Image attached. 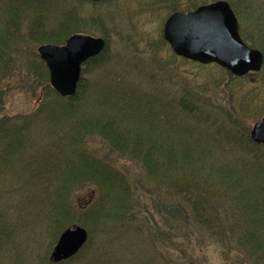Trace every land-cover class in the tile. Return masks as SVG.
I'll list each match as a JSON object with an SVG mask.
<instances>
[{
	"label": "trees",
	"instance_id": "trees-1",
	"mask_svg": "<svg viewBox=\"0 0 264 264\" xmlns=\"http://www.w3.org/2000/svg\"><path fill=\"white\" fill-rule=\"evenodd\" d=\"M86 1L0 0V264H125L121 258L128 264H171L170 259L160 263L144 244L157 251L160 244L172 245V236L136 224L134 186L89 150L91 138L138 163L158 192L184 205L210 237L235 245L250 264H264V145L251 140L238 114L250 113L248 97L231 103L237 117L231 118L209 108L193 84L113 50L107 40L101 53L82 64L91 65L94 78L85 79L82 67L75 93L60 96L35 46L93 32L103 18L85 22L78 13ZM180 1L165 0L170 12L215 0ZM226 1L242 39L264 55V0ZM167 45L160 36L154 47ZM212 64L222 72L216 86L224 85L227 96L232 81L243 83L245 75ZM15 78L38 88L37 105L28 113L7 115L4 105ZM252 90L249 95H259L260 89ZM85 188L96 189L97 196L77 206L74 195ZM74 225L85 227L89 237L71 258L55 263L48 247L34 254L28 246L35 241L30 231L46 229L51 244ZM120 239L135 241L149 259L116 257L113 247ZM178 246L182 258L187 256Z\"/></svg>",
	"mask_w": 264,
	"mask_h": 264
},
{
	"label": "rangeland",
	"instance_id": "rangeland-1",
	"mask_svg": "<svg viewBox=\"0 0 264 264\" xmlns=\"http://www.w3.org/2000/svg\"><path fill=\"white\" fill-rule=\"evenodd\" d=\"M255 2L258 3L259 0H255ZM170 13L165 0H111L97 4L90 1L83 2L78 14L88 24L93 17L101 15V18H103V23L96 24L92 29L93 32L85 31L83 34L102 37L105 40V46L107 40L113 50H122L127 56L130 54L140 58L154 66L159 72H170L173 80L184 79L193 84L194 92H197L198 96H205L206 102L211 106L206 104L209 108L216 107L215 110L231 114L233 116L231 118H237L232 113L234 108L231 103L234 102V105H236V103L243 100V97H248L253 105L250 113H238V107H236V111L244 116L243 118L240 117L239 122L250 132L252 125L264 113V69L261 70L260 68L258 71L244 74L242 84L232 81L231 87L230 85L226 87L232 89V93L227 96L229 92L224 88V85L216 86V81L222 77V72L217 66L209 63L202 67L196 62L192 63V61L178 56L172 58L170 55L173 52L169 45L163 48L154 47L159 37L162 36L163 22ZM101 30L105 32L104 36L101 34ZM37 46H35V49H37ZM82 67L86 70L85 79L88 77L94 78V74L90 75L91 65L88 64ZM254 72L258 73L249 74ZM219 81L221 82V80ZM133 82L137 81L133 80ZM11 84L9 97L4 105L5 113L15 115L32 111L37 105L38 88L31 83H26V79L21 81L19 78H15L11 80ZM252 89H260L259 95H249V92L253 91ZM87 145L94 155L109 161L124 173L134 186L136 193L135 207L138 218L136 224L142 226L145 231L149 229L152 231L155 229L163 230L172 236L174 243L168 247L160 244L156 248L157 251L150 248V244H144L160 260V263L163 260L170 259L171 264H188L189 262L193 264H250L247 257L235 245L210 237L198 228L184 205L161 195L156 186L146 178L142 167L138 163L115 153L99 138L89 139ZM96 196V189L85 188L74 195V203L77 206L85 207ZM30 232L34 235L35 241H29L28 246L34 247V254L43 252L48 247L49 257L58 237L50 244L51 239L46 229L40 228L35 233ZM135 243V241L120 239L119 244L116 242L113 247V249H116L115 256L118 258L130 257L143 261L149 259L147 258L148 254L144 252V248L137 246ZM179 244L186 251L187 256L184 258H182L178 249ZM226 252L227 257L224 255ZM126 254L130 256H125ZM121 259L124 260L125 264L130 262L125 258Z\"/></svg>",
	"mask_w": 264,
	"mask_h": 264
},
{
	"label": "water",
	"instance_id": "water-1",
	"mask_svg": "<svg viewBox=\"0 0 264 264\" xmlns=\"http://www.w3.org/2000/svg\"><path fill=\"white\" fill-rule=\"evenodd\" d=\"M162 36L175 55L202 64L216 63L236 76L258 71L264 63L262 52L240 36L237 17L226 0L172 12L163 22ZM104 46L102 37L73 33L62 44L43 43L36 51L48 70L52 89L60 96H71L82 63L99 54ZM249 136L264 145V113L252 125ZM87 239L84 227H66L50 252V260L58 263L74 256Z\"/></svg>",
	"mask_w": 264,
	"mask_h": 264
}]
</instances>
